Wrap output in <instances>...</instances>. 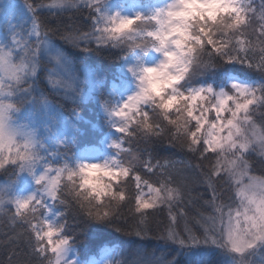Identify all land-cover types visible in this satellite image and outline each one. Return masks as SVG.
<instances>
[{
  "label": "snow or ice",
  "instance_id": "1",
  "mask_svg": "<svg viewBox=\"0 0 264 264\" xmlns=\"http://www.w3.org/2000/svg\"><path fill=\"white\" fill-rule=\"evenodd\" d=\"M244 3L232 0L233 39L218 41L205 28L200 41L211 60L203 68L215 71L218 84L195 95L215 94L219 107L212 105V111L218 118L228 113L216 122L227 136L200 140L205 120L186 141L176 120L164 115L163 124L154 121L150 98L133 90L147 52L120 47L127 17L109 12L107 0L0 3L6 16L17 7L23 11L22 23L9 19L0 33V68L7 67L16 80L7 91L0 81V172L10 173L0 184V221L8 225L0 231V264H176L164 252L157 256L144 248L152 239L180 249L203 247L205 256H223V264H257L256 257L264 264V0L259 6L254 0L248 7ZM130 7L134 11L137 5ZM85 9L86 27L62 23L65 14ZM49 19L55 24L46 23ZM210 20L214 23L216 16ZM55 38L109 61L119 50L112 77L118 82L106 91L107 73L75 65ZM229 66H238L248 78L231 74ZM41 71L47 92L40 86ZM221 85L223 91L217 92ZM93 100L102 115L103 138L98 146L80 148L91 121L78 109ZM66 104H71L67 112ZM85 142L97 144L96 139ZM226 145L230 154L218 158ZM160 149L183 155L175 158ZM101 155L110 163H95ZM96 171L107 181L85 180L86 172ZM200 186L208 197L196 193ZM198 201L211 209L205 215L198 208L192 217L202 229L199 236L186 211ZM165 213L167 223L160 221L153 230V219ZM181 221L183 233L176 230ZM112 232L125 239L112 238Z\"/></svg>",
  "mask_w": 264,
  "mask_h": 264
},
{
  "label": "clouds",
  "instance_id": "2",
  "mask_svg": "<svg viewBox=\"0 0 264 264\" xmlns=\"http://www.w3.org/2000/svg\"><path fill=\"white\" fill-rule=\"evenodd\" d=\"M249 3H253V0H245L244 6L248 7ZM260 3L261 0H254L253 6H259ZM135 4L137 7L130 14H122L119 9L112 11V14L120 12L127 17L120 47L127 51L130 46H134L138 55L147 52L143 64L137 69L133 90H142L143 95L150 98L148 107L154 121L163 124V116H170L177 121V130L185 141L188 133L205 120L208 123L198 132L200 140L226 137L228 130L219 131L221 125L216 122L226 119L228 113L218 118L216 112L212 111V105H217L215 94L201 93L198 96L195 92L209 84H218L215 71L203 68V63H211V60L200 41L204 39L205 28L210 29L218 41L234 38L235 33L229 29L235 17L232 0H136ZM212 15L216 16L214 23L210 20ZM14 76L15 73L7 67L0 68V81L6 91L9 85L15 87ZM223 88L221 85L216 91H223ZM201 96L207 98L201 99ZM167 105L172 107L165 113ZM16 115H13V119ZM213 123H216L215 127ZM7 144L5 129V148ZM229 154L230 147L226 145L223 151L217 153V157L223 158ZM95 163L103 165L110 161L103 156ZM84 178L94 184L108 179L100 171L94 174L86 172Z\"/></svg>",
  "mask_w": 264,
  "mask_h": 264
},
{
  "label": "trees",
  "instance_id": "3",
  "mask_svg": "<svg viewBox=\"0 0 264 264\" xmlns=\"http://www.w3.org/2000/svg\"><path fill=\"white\" fill-rule=\"evenodd\" d=\"M87 15H88L87 9L83 10L82 14H76L74 11L69 12L65 14V16L62 18V23L64 24L77 23L80 24L81 26L86 27L88 22L84 19V17H86ZM69 17H71V20L69 19ZM46 23L55 24V21L49 19L46 21ZM54 43L62 47L68 55L72 56L74 58L73 62L77 66H83L84 64H87L89 66L99 67L103 69L107 73V77L110 78L113 77L114 72L117 71V62L115 61V56L119 55V50H113L112 52L113 60L109 61V60H105L103 57H97L95 54H91V53L83 54L74 51L67 45H64L59 40V38H55ZM229 69L231 71V74L233 75L239 74L241 79L248 78L247 74H242L239 72L238 66H229ZM40 76H41L40 86L42 89L45 90V92H47L48 88L46 87L45 83H43L44 73L41 72ZM49 99L55 100L56 98L54 96H49ZM86 106L87 107L81 106L78 109V111L81 112L85 120L91 121V124L87 126V135L81 138L82 140L81 143L79 144L80 148L93 145L85 142L88 139H96L98 143L99 139H101V136H99V131L97 129H100L103 126L102 115L99 113L97 107L96 106L93 107V104L88 102ZM68 107L69 106L66 104L65 108ZM93 125H95L97 129L92 128ZM104 130L106 131L107 129L105 128ZM160 152L161 154L174 156L175 158H179L180 156L183 155L182 153L177 152L175 149H160ZM2 176L4 177V179H6L4 175ZM196 193H203L205 197H208L207 189L204 186H200L199 188H197ZM185 203L187 205V201ZM198 208L202 210L205 215L211 213V209L205 208L203 206L202 201L196 202V205H188L186 207V211L188 213L189 226L193 228V231L197 234V236L201 234L202 229H200V227L194 223L192 217L198 216V211H197ZM160 221H162L163 223H167L166 213L162 214L160 217L153 219L152 221L153 230L156 229L157 223ZM183 228H184V223L183 221H181L180 223L177 224L176 230L178 232L183 233ZM7 230H8L7 221L6 220L0 221V231H7ZM161 230H162V225H161ZM111 237L114 239H125L124 237H120L119 234L114 232L111 233ZM144 248L150 253L154 252V254L157 256L160 255L161 252H164L166 254V258L175 259L176 264H223V260H224V257L217 253H213L208 256H205L206 249H204L203 247L193 248V249H180L177 245H173L170 243L165 244L163 241H159L156 239L146 241L144 243ZM2 258H3L2 255H0V259ZM254 259L257 261L258 264L259 257H256Z\"/></svg>",
  "mask_w": 264,
  "mask_h": 264
},
{
  "label": "rangeland",
  "instance_id": "4",
  "mask_svg": "<svg viewBox=\"0 0 264 264\" xmlns=\"http://www.w3.org/2000/svg\"><path fill=\"white\" fill-rule=\"evenodd\" d=\"M23 0H0V3H13V4H23L22 3ZM133 3H136V0H107V8L109 9V12H112L114 10H117L119 9L122 14H130L131 11H132V8L130 7V5H132ZM19 10V12H18ZM21 16H23V11L20 10L19 7H17L11 14L10 16H6L2 11H0V33H2L4 31V28H5V25L6 23L8 22L9 19H11L12 23L13 24H20L22 23V19H21ZM43 72V71H41ZM108 78V88L106 91H110V85L111 83L113 82H118V81H114L112 79V77H107ZM43 83H45V80L43 79ZM46 85V83H45ZM47 87V85H46ZM48 88V87H47ZM88 94L91 95V85H89V91H88ZM93 104V107L96 106L95 104V101L93 100L91 102ZM87 105V101H85L81 106H86ZM68 108H66V112L68 109L71 108V104H68ZM92 107V109H93ZM90 112V110H89ZM37 120L40 119V115L38 114L37 117H36ZM92 128H95L97 129V127H93ZM98 131L100 129H97ZM107 131V130H106ZM103 137L101 136V139ZM82 140V139H81ZM94 146H98V143L96 145H91V146H86V147H94ZM79 147V145H78ZM103 158V155H101L98 159H102ZM4 175L6 179H4V177L2 176ZM0 184H3L6 180H8L10 178V173H3V172H0ZM24 194H27V193H24Z\"/></svg>",
  "mask_w": 264,
  "mask_h": 264
}]
</instances>
